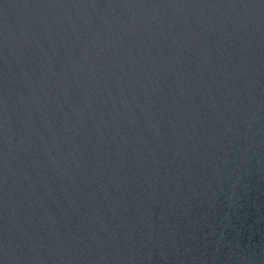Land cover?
I'll return each mask as SVG.
<instances>
[{
  "label": "water",
  "instance_id": "obj_1",
  "mask_svg": "<svg viewBox=\"0 0 264 264\" xmlns=\"http://www.w3.org/2000/svg\"><path fill=\"white\" fill-rule=\"evenodd\" d=\"M0 264H264V0H0Z\"/></svg>",
  "mask_w": 264,
  "mask_h": 264
}]
</instances>
